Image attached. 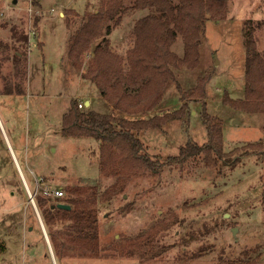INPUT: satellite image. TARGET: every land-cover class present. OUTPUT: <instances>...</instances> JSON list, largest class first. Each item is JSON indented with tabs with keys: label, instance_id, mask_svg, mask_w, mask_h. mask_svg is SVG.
Masks as SVG:
<instances>
[{
	"label": "rangeland",
	"instance_id": "rangeland-1",
	"mask_svg": "<svg viewBox=\"0 0 264 264\" xmlns=\"http://www.w3.org/2000/svg\"><path fill=\"white\" fill-rule=\"evenodd\" d=\"M227 5V19L206 22L197 69L176 71L161 103L131 118L180 108L181 97L207 78V98L186 100L191 115L140 133L145 153L165 162L187 143H206L199 116L203 103L222 125L224 153L239 149L241 156L246 145L263 147L234 169L223 162L207 167L201 156L166 163L157 172H126L102 169L101 142L61 132L72 100L86 111L130 118L107 104L67 57L77 25H67L66 13L94 11L99 0H0V24H7L0 28V264H264V113H244L224 102L225 96L244 98L242 31L246 21L264 20V0H227ZM135 11L125 14L110 46L133 44L134 21L147 13ZM13 26L28 35L24 48L13 37ZM254 38L264 54V29ZM15 47L25 56L19 63ZM172 51L182 56L181 37ZM46 189L98 208L97 253L69 240L66 222L45 223L39 201L54 203L43 195Z\"/></svg>",
	"mask_w": 264,
	"mask_h": 264
},
{
	"label": "trees",
	"instance_id": "trees-1",
	"mask_svg": "<svg viewBox=\"0 0 264 264\" xmlns=\"http://www.w3.org/2000/svg\"><path fill=\"white\" fill-rule=\"evenodd\" d=\"M134 10H144L148 14L136 20L131 31V48L125 51V55L115 53L108 37L120 25L125 14ZM70 12L65 15L67 25L76 24L77 28L69 39L68 59L74 69L82 73L84 80L95 84L107 104L117 112L130 116L115 117L86 111L85 107H79L76 100L71 101L69 111L63 115L61 132L64 136L86 137L102 143L100 164L103 170L157 172L166 163L185 162L201 156L207 167L215 168L219 162H223L234 169L243 157L263 147L261 143L246 145L241 156L236 153L239 149L224 153L222 125L208 115L207 105L203 103L199 116L206 128V143H187L180 148L177 156H170L165 162L159 157L152 159L145 153L146 147L139 139L140 133L162 130L167 124L191 115L186 100L207 98V78L198 80L196 88L181 97L183 103L180 108L148 119L131 118L152 112L161 103L167 85L176 82V71L197 69L206 22L227 19V0H99V6L94 11H85L82 15L74 10ZM6 27L7 24H0V28ZM262 29L264 20L244 23V98L232 100L224 97L225 104L248 114L264 113V54L257 50L254 38L255 33ZM11 31L24 48L28 35L18 33L14 26ZM178 37L183 41L182 56L172 51ZM15 48V63H19L25 56ZM91 52L93 56L85 62L87 54ZM177 88L180 89L179 86ZM71 192L78 191L73 189ZM53 200L50 206H46V200L39 201L45 223L50 226L60 221L66 222L64 233L69 240L93 254L97 253L98 208L90 207L89 201L72 198ZM58 204H71V210L58 209Z\"/></svg>",
	"mask_w": 264,
	"mask_h": 264
},
{
	"label": "crops",
	"instance_id": "crops-1",
	"mask_svg": "<svg viewBox=\"0 0 264 264\" xmlns=\"http://www.w3.org/2000/svg\"><path fill=\"white\" fill-rule=\"evenodd\" d=\"M89 1V0H88ZM98 1V0H97ZM92 3V2H91ZM87 5H88V3H87ZM72 10V9H71ZM80 14V13H79ZM148 14V12L146 13V15ZM81 15V14H80ZM145 15H142L141 17H139L138 19H140V18H142V17H144ZM137 20V19H136ZM136 20L134 21V24H135V22H136ZM134 24H133V26H134ZM118 27H116L113 31H112V33L110 34V36L108 37V39H109V41L111 40H115V36H114V34H118V29H117ZM133 29V28H132ZM114 42V41H113ZM113 44H114V46H113ZM112 45H111V48L114 50V51H117V52H120V54L122 53V50L124 49L125 51H127L129 48H131V42H130V45L128 46V45H125L124 47L125 48H121V46L120 45H117V44H115V43H113ZM91 54V56H93V53L91 52L90 53ZM85 104V106L86 107H91V102H89V101H87V102H85L84 103ZM30 192V191H29Z\"/></svg>",
	"mask_w": 264,
	"mask_h": 264
},
{
	"label": "built area",
	"instance_id": "built-area-1",
	"mask_svg": "<svg viewBox=\"0 0 264 264\" xmlns=\"http://www.w3.org/2000/svg\"><path fill=\"white\" fill-rule=\"evenodd\" d=\"M79 107H82V105H80ZM38 191H39V187H36V191L34 192L33 196L30 194L32 200H33V197L35 198V196L38 194ZM43 195L48 196V197H53L55 199H60L64 197V193L61 190L52 191V190L46 189L45 191H43Z\"/></svg>",
	"mask_w": 264,
	"mask_h": 264
},
{
	"label": "water",
	"instance_id": "water-1",
	"mask_svg": "<svg viewBox=\"0 0 264 264\" xmlns=\"http://www.w3.org/2000/svg\"><path fill=\"white\" fill-rule=\"evenodd\" d=\"M16 1H14L15 3ZM57 208L58 209H61V210H66V211H69L71 210V206L70 205H67V204H58L57 205ZM235 230V229H234Z\"/></svg>",
	"mask_w": 264,
	"mask_h": 264
}]
</instances>
